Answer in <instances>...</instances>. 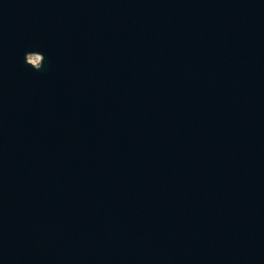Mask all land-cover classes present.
<instances>
[{
	"label": "water",
	"instance_id": "water-1",
	"mask_svg": "<svg viewBox=\"0 0 264 264\" xmlns=\"http://www.w3.org/2000/svg\"><path fill=\"white\" fill-rule=\"evenodd\" d=\"M0 264H264V0H0Z\"/></svg>",
	"mask_w": 264,
	"mask_h": 264
},
{
	"label": "rangeland",
	"instance_id": "rangeland-1",
	"mask_svg": "<svg viewBox=\"0 0 264 264\" xmlns=\"http://www.w3.org/2000/svg\"><path fill=\"white\" fill-rule=\"evenodd\" d=\"M38 60H39V57H38V56H35V57H32V58H31V61H33V62H35V63H37Z\"/></svg>",
	"mask_w": 264,
	"mask_h": 264
}]
</instances>
